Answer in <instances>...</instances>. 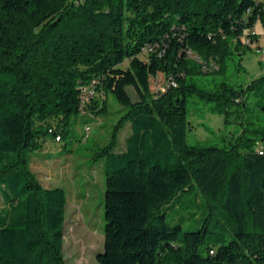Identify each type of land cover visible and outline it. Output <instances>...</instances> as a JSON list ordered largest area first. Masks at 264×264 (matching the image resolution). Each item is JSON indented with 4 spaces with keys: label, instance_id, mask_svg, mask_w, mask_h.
Wrapping results in <instances>:
<instances>
[{
    "label": "trees",
    "instance_id": "16d2710c",
    "mask_svg": "<svg viewBox=\"0 0 264 264\" xmlns=\"http://www.w3.org/2000/svg\"><path fill=\"white\" fill-rule=\"evenodd\" d=\"M256 24L264 29V0H0V264H67V190L45 185L30 153L48 135L61 142L73 116L106 112L118 96L113 78L127 79L138 99L118 96L124 112L94 156L105 187L98 262L264 264V118L229 146L187 140L192 94L226 123L228 107L244 106L250 92L264 112V75L215 90L196 79L242 56L259 39ZM193 189L204 196L193 203L202 216L184 230L168 211Z\"/></svg>",
    "mask_w": 264,
    "mask_h": 264
},
{
    "label": "rangeland",
    "instance_id": "374dc122",
    "mask_svg": "<svg viewBox=\"0 0 264 264\" xmlns=\"http://www.w3.org/2000/svg\"><path fill=\"white\" fill-rule=\"evenodd\" d=\"M262 32L261 24L256 26ZM260 38V37H259ZM264 37L246 47L242 56L234 53L221 73L198 74L200 86L215 90L220 83L228 82L235 87L245 86L264 75ZM240 57H242L240 59ZM165 82V77L152 78L156 90ZM112 89L124 104L138 97L125 78H113ZM114 93L109 95L107 111L96 116L80 113L70 121V132L61 141L55 142L52 136L44 140L42 150L30 153L31 170L47 186H62L67 190L65 207V227L63 255L67 264H100L97 254L104 250V173L103 160L94 158L97 150L106 145L114 125L123 114V103ZM244 106L232 105L229 123L225 116L209 112L212 102L192 94L188 99L189 119L193 128L188 131V143L201 145L229 146L234 141L233 134L240 135L246 126L249 129L263 125L264 112L260 108L259 92L244 96ZM254 121V124H249ZM90 126V135L85 137V129ZM130 123L120 130L116 150L125 149L130 134ZM247 131L244 135H250ZM204 199L198 189L184 193L180 202L168 211L170 224L181 223L184 230L198 227L202 211L193 205Z\"/></svg>",
    "mask_w": 264,
    "mask_h": 264
},
{
    "label": "crops",
    "instance_id": "0c3cea01",
    "mask_svg": "<svg viewBox=\"0 0 264 264\" xmlns=\"http://www.w3.org/2000/svg\"><path fill=\"white\" fill-rule=\"evenodd\" d=\"M257 25H258V24H256V26H257ZM256 26H255V31L260 35L259 37H260V38H261V37H264V29L262 30L261 33H259V32L257 31ZM260 38H259V39H260ZM263 59H264V54H263ZM125 149H126V142H125ZM125 149L120 150V151H124Z\"/></svg>",
    "mask_w": 264,
    "mask_h": 264
},
{
    "label": "water",
    "instance_id": "95a60500",
    "mask_svg": "<svg viewBox=\"0 0 264 264\" xmlns=\"http://www.w3.org/2000/svg\"><path fill=\"white\" fill-rule=\"evenodd\" d=\"M99 255H100V253L97 254V256H99Z\"/></svg>",
    "mask_w": 264,
    "mask_h": 264
},
{
    "label": "built area",
    "instance_id": "2783aa9c",
    "mask_svg": "<svg viewBox=\"0 0 264 264\" xmlns=\"http://www.w3.org/2000/svg\"><path fill=\"white\" fill-rule=\"evenodd\" d=\"M59 139V138H58Z\"/></svg>",
    "mask_w": 264,
    "mask_h": 264
}]
</instances>
